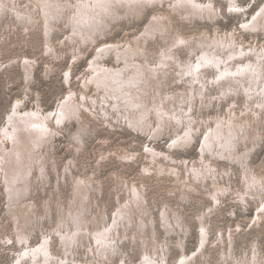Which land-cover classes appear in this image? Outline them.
Returning a JSON list of instances; mask_svg holds the SVG:
<instances>
[{
    "label": "bare ground",
    "instance_id": "1",
    "mask_svg": "<svg viewBox=\"0 0 264 264\" xmlns=\"http://www.w3.org/2000/svg\"><path fill=\"white\" fill-rule=\"evenodd\" d=\"M36 1L44 12L45 20L52 23V19L64 16L72 30L82 36H91L113 20L128 16L139 19L143 8L155 2L180 12L188 22L194 17L211 22L224 16L214 0ZM235 1L230 0L229 9L247 16L241 22V27L264 35V4L254 16L255 19L247 23L258 0H249L242 5ZM1 7L4 8L3 0ZM166 15L153 14L139 37L134 36L125 42L110 40L111 43L102 45L90 61L92 76L84 82L88 84L91 81L95 85L99 91L97 97L88 98L82 92L80 101L75 92L70 91L66 98L59 100L55 109L43 111L21 109V100H16L11 108L12 113L7 114L8 125H4L0 133V175L8 194V211H18L23 217L17 237L22 246L10 264H105L112 261L113 255L119 257L116 264H130L129 254L121 247L123 240L141 246L143 262L140 264H168L166 257L172 241L168 238L163 242L156 239L155 218L152 212L145 210V207L149 208L138 186L134 183L131 187L128 185L126 202L119 200L113 214L108 215L104 211L96 214L88 210L86 202L91 189L95 188L92 176L74 177V200L67 211L58 213L51 236L42 235V241L36 247L28 244L30 234L23 229V225L32 219L34 203L24 200L29 191L27 180L36 168L33 165H38L41 176L48 175L42 167V152L37 148L53 138L55 130L51 123L54 119L57 124L68 117L79 120L82 108L91 111L89 104L100 107L103 116L124 122L152 140L167 136L169 139L165 144L170 142L169 149L192 148L195 133L202 132L204 138L196 160L191 162L182 158L177 162L172 155L147 145L146 150L157 165L145 166L144 170L170 171L181 181L183 176L179 175V169L175 166L177 162L186 167L188 175L189 184H183V195H189L186 186L196 189L192 176L200 187L207 188L209 183L213 185L206 192L215 203V209L207 214L203 211L202 216L217 214L219 211L216 207L223 204L225 198L238 203L243 209L252 200L256 204L253 224L261 225L264 221V178L255 174L247 162L251 148L262 138L257 124L261 123L264 115V44L255 47L245 45L237 41L235 31L225 36L220 32L214 33L213 37L204 32L202 36L194 34L186 37L174 29L172 19ZM180 50L184 56L180 55ZM104 54L113 56L115 64H105ZM239 96L242 98L241 104ZM223 102L227 105L224 114L220 112ZM208 109H216V112L213 110L215 115H210ZM5 141L11 145L9 152H5L9 148ZM248 142H252L251 145ZM159 157L175 165L167 168L157 160ZM218 160L241 166L242 190L221 184L220 179H224V175L229 180L230 177L229 170L221 168V172L217 167ZM158 211L164 232L167 235L173 232L179 237L177 246L182 250L175 264H210L206 253L209 248L217 251L218 257L221 256L222 261L218 264H264L258 248L253 253L241 251L240 257L233 254L235 237L231 231L244 230L241 223H237L236 229L229 228L228 237L220 229L215 240L210 241L208 222L198 213L196 219L200 225V237L189 255L184 251L183 237L179 234L182 232L186 237L189 227L183 225L178 213L170 206ZM233 214L237 215L234 209ZM15 220L19 222L17 218ZM151 235L152 241L149 238ZM53 236L59 240L63 255L51 251L50 239ZM79 247H83V253ZM78 254L84 255L86 260L77 258Z\"/></svg>",
    "mask_w": 264,
    "mask_h": 264
},
{
    "label": "rangeland",
    "instance_id": "2",
    "mask_svg": "<svg viewBox=\"0 0 264 264\" xmlns=\"http://www.w3.org/2000/svg\"><path fill=\"white\" fill-rule=\"evenodd\" d=\"M3 1L4 8L0 9V133L1 128L8 125L7 117L12 113L11 108L16 104V100H21V109L34 108L43 111L55 109L59 100L66 98L70 91L75 92L80 101H82V92L86 93L88 98L97 97L99 91L95 89V85L91 81L84 84L92 76L89 68L90 61L105 43L125 42L132 40L134 36L139 37L144 33L153 14H167L166 16L172 19L174 29L186 37L194 36V34L202 36L204 32L212 34L213 37L214 33L220 34V32L225 36L226 33L228 35L231 31H235L237 41L245 45L255 47L264 44L263 34L241 27V22L247 16L232 12L229 9L230 0H214L224 16L211 22L197 17L188 22L180 12L168 9L166 4L151 3L146 5L144 10L142 9L143 14L139 19L128 16V18L110 21L104 29L91 36L86 34L82 36L74 32L64 16L52 19V23H49L45 20L44 12L36 0ZM248 1L236 0L235 2L242 5ZM263 4L264 0H258V3L253 5V13L246 21L247 23H251L252 18L255 19L254 16L258 14ZM179 53L184 56L181 50ZM103 59L107 65L115 64V59L110 54H104ZM239 102L241 104V97ZM89 106L91 111L82 108L79 120L68 117L57 124L54 119L51 123L55 130L53 138L37 148L42 152L41 158L44 160L42 167L46 169L48 175L41 176L37 169L38 165H33L32 167L36 166V168L31 171L32 175L27 180L29 191L24 200L34 203L33 214L29 212L32 219L23 225V229L30 234L28 244L36 247L42 241V235L50 234L55 227L58 213L69 209L74 200V177L92 176L95 188L91 189L90 198L86 201L90 212L99 214L104 211L108 215L113 214L119 200L122 203L126 202L127 187L128 185L131 187L134 183L141 190L144 202L149 208L145 207V210L152 212L155 218L156 239L160 242L167 238L172 241L166 257L167 263L175 264L182 249L177 246L179 237L176 234L172 232L167 235L164 232L159 208L170 206L178 213L183 225L189 227L186 237L182 232L179 234L183 237L184 251L190 255L200 237V225L196 215L203 211L207 214L211 209H215V203L206 192L213 185L209 183L207 185L209 189L200 187L198 181L192 176L196 189L192 190L186 186L189 195H183L182 186L189 184L188 175L186 167L177 162L182 158L191 162L196 160L203 142V133H195V140H193L195 144L192 148L188 146L177 150L169 149L170 142L165 144L169 139L167 136L152 140L151 137L138 133L124 122H119L111 116H103L100 107L96 108L92 104ZM226 107V102H223L220 111L222 114L226 112ZM213 110L216 112V109H208V113L215 115ZM114 114L117 117V114ZM257 128L262 138L258 140L254 148H251L247 162L255 174L264 178V115L261 123L257 124ZM251 143L247 144L251 145ZM5 144L8 145L7 142ZM147 145L176 158L177 165L162 157L157 160L163 162L167 168L173 165L178 167L179 175L183 176L181 181H178L170 171L144 170L145 166L157 165L147 152ZM8 146L5 152L11 150V145ZM33 149L36 150L35 147ZM216 162L221 172V168L229 170V177L232 180L230 181L224 175L225 180L221 178V184L231 185L234 190H242L244 187L241 166L229 161ZM183 179L184 182H182ZM231 201L225 198L224 203L216 207L219 212L213 216L201 214V218L208 222L210 241L215 240L220 229L228 237L229 228L236 229L239 222L244 230L231 231L235 237L232 246L233 254L240 257L241 251L253 253L258 248L260 255L264 258V221L261 225L253 224L256 212L255 202L249 200L246 209H243L241 205ZM233 209L236 211V216L231 215ZM22 219L18 211L15 213L8 211V194L4 179L0 175V264H10L21 249L22 244L18 243L17 237ZM149 238L153 240L152 235ZM50 243L53 253L63 255L56 236L50 239ZM121 247L129 254L130 264L143 262L141 246L123 240ZM79 249L83 253V247ZM206 253L210 264H218L222 261L221 256L218 257V252L214 249L209 248ZM112 257V261L105 264H116L119 257L115 255ZM77 258L86 260L84 255L78 254Z\"/></svg>",
    "mask_w": 264,
    "mask_h": 264
}]
</instances>
